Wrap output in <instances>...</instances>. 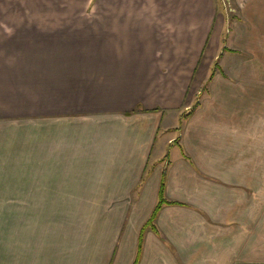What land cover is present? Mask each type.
<instances>
[{"label": "crops", "instance_id": "0c3cea01", "mask_svg": "<svg viewBox=\"0 0 264 264\" xmlns=\"http://www.w3.org/2000/svg\"><path fill=\"white\" fill-rule=\"evenodd\" d=\"M217 16L216 0H0V189L100 212L107 264L236 259L264 141L251 94L216 90L239 86L213 71ZM14 27L100 47H11Z\"/></svg>", "mask_w": 264, "mask_h": 264}, {"label": "rangeland", "instance_id": "374dc122", "mask_svg": "<svg viewBox=\"0 0 264 264\" xmlns=\"http://www.w3.org/2000/svg\"><path fill=\"white\" fill-rule=\"evenodd\" d=\"M216 6V27L221 31L223 53L216 61L222 67L218 69L215 65L213 71L222 70L228 80L239 83L237 89L230 84L228 89L219 82L216 90L251 94L253 135L256 138L260 134L264 141V0H216ZM37 32L36 28L26 31L14 27L8 40L11 47H100L95 38L92 44H85L79 38L75 43L57 44L52 36H38ZM0 45L4 46L1 40ZM212 76L204 84L202 94L209 91ZM262 156V163L257 171L254 168L253 174L258 186V190L254 187L253 194L259 193L253 195V205L262 208L257 217L253 215L252 240L241 245L236 259H217L213 264H264V148ZM256 177L259 178L256 180ZM4 189H0L3 193L0 194V264L108 263L113 229L101 226L100 212L69 211L68 208H84L76 202V197H71L73 203H65L63 199L67 197L62 198L54 204L57 209L52 210V204L37 201L40 197L5 195ZM19 190L18 187L16 191ZM31 199L34 201L30 202Z\"/></svg>", "mask_w": 264, "mask_h": 264}, {"label": "trees", "instance_id": "16d2710c", "mask_svg": "<svg viewBox=\"0 0 264 264\" xmlns=\"http://www.w3.org/2000/svg\"><path fill=\"white\" fill-rule=\"evenodd\" d=\"M216 67H218V65H216ZM166 203H169V202L165 199V183L163 181L162 184H161V188H160L159 202H158V204H157V206H156V208H155L150 220L146 224L147 227H151L153 229H156L155 221L158 218V215H159L163 205L166 204ZM142 244H143V234H141V237H140L139 254L141 252ZM137 261H138V259H137ZM137 261H136V264H137Z\"/></svg>", "mask_w": 264, "mask_h": 264}]
</instances>
